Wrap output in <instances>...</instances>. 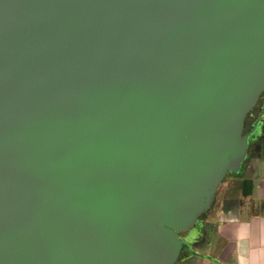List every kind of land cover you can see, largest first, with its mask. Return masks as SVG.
<instances>
[{
	"label": "water",
	"instance_id": "obj_1",
	"mask_svg": "<svg viewBox=\"0 0 264 264\" xmlns=\"http://www.w3.org/2000/svg\"><path fill=\"white\" fill-rule=\"evenodd\" d=\"M263 88L264 0H0V264H176Z\"/></svg>",
	"mask_w": 264,
	"mask_h": 264
},
{
	"label": "crops",
	"instance_id": "obj_2",
	"mask_svg": "<svg viewBox=\"0 0 264 264\" xmlns=\"http://www.w3.org/2000/svg\"><path fill=\"white\" fill-rule=\"evenodd\" d=\"M227 176L180 264H264V160Z\"/></svg>",
	"mask_w": 264,
	"mask_h": 264
},
{
	"label": "flooded vegetation",
	"instance_id": "obj_3",
	"mask_svg": "<svg viewBox=\"0 0 264 264\" xmlns=\"http://www.w3.org/2000/svg\"><path fill=\"white\" fill-rule=\"evenodd\" d=\"M254 127H258L261 135L258 136V138L255 140V143L253 145V149L255 150L254 155L250 158L249 162H253L256 164H259L261 161L264 160V88L260 91L257 100L255 103L248 109L246 112L244 118H243V125L241 129V135L245 136L248 134ZM226 176L219 184L217 192L219 190V187L223 183V181L227 178ZM211 210V209H210ZM209 211L203 212L198 219H203V217L208 214ZM197 219V220H198ZM197 224V221H196ZM188 230H181L179 231V234L182 238H185ZM196 239V238H195ZM195 239L192 240L195 241ZM191 242V244H192ZM187 249L186 245H183L182 251L180 254L179 260L182 258V255L185 253ZM178 260V261H179Z\"/></svg>",
	"mask_w": 264,
	"mask_h": 264
},
{
	"label": "rangeland",
	"instance_id": "obj_4",
	"mask_svg": "<svg viewBox=\"0 0 264 264\" xmlns=\"http://www.w3.org/2000/svg\"><path fill=\"white\" fill-rule=\"evenodd\" d=\"M200 221H201V219H198V220H197V224H196V226L200 223ZM176 264H180V260H179Z\"/></svg>",
	"mask_w": 264,
	"mask_h": 264
}]
</instances>
